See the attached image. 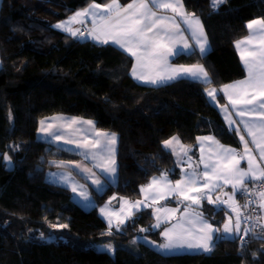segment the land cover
Here are the masks:
<instances>
[{"label":"trees","instance_id":"16d2710c","mask_svg":"<svg viewBox=\"0 0 264 264\" xmlns=\"http://www.w3.org/2000/svg\"><path fill=\"white\" fill-rule=\"evenodd\" d=\"M108 1L1 0L0 264H264L260 235L248 243L217 239L211 253L164 254L144 241L163 242L153 207L135 211L112 235H102L108 223L99 210L113 194L139 199L154 175L177 179L181 169L162 144L173 136L191 146L193 156L202 135L241 149L238 133L205 89L216 88L217 100L224 102L219 89L246 76L235 42L248 35L250 20L264 18V0H227L217 10L211 0H183L186 11L202 19L211 48L204 55L194 48L173 62L203 64L211 83L183 78L159 85L134 78V58L119 46L53 27L91 2ZM58 114L89 119L117 134V180L101 192L91 186L92 207L47 178L49 170L63 168L82 178L71 164L60 166L81 161L80 153L38 136L40 121ZM3 155L11 157L12 166ZM198 209L206 216L223 215L207 200ZM109 243L114 253L102 247Z\"/></svg>","mask_w":264,"mask_h":264},{"label":"snow or ice","instance_id":"6c2138e0","mask_svg":"<svg viewBox=\"0 0 264 264\" xmlns=\"http://www.w3.org/2000/svg\"><path fill=\"white\" fill-rule=\"evenodd\" d=\"M226 3L227 0H211V7L213 10H217ZM96 9H102L101 14L98 15ZM160 10L170 11L172 14L165 15ZM89 15L92 17L94 25L89 30V35L93 39L105 44L115 43L135 58V64L131 69V75L134 78L152 85L183 78L211 83L209 72L202 64L186 66L173 65L169 62L170 57L186 54V50H192L194 47L198 48L201 55L206 54L209 50L207 34L200 18L194 13L186 12L183 0H132L127 5H121L119 0H111V3L104 5L92 3L69 17L67 21H61L53 27L63 29L72 36L82 35L80 30L73 29L71 24L73 22L83 23L84 18ZM178 17L187 25V29L181 28L177 20ZM97 21L99 22L97 23ZM246 27L249 29L250 35L235 43L240 50L241 61L245 66L247 76L245 79L224 85L219 91L227 94L228 101L236 109L235 115L241 118L243 129L251 137V143L258 152L259 160L257 155L253 154V148L249 147V140L245 139V135L241 133L240 123L231 118L232 114L228 111V105H222L221 107L228 114L226 119L229 126L235 125L236 131L241 133L239 139L243 144L242 150L238 152L234 148L225 147L212 136L198 137V141L201 142V157L198 165L203 164V172L198 173L193 169L191 174L185 175L175 183L168 180L167 173H163L160 177H153L151 182L141 189L145 194L152 190L154 199H167L168 196H177L190 202L185 207L184 220L178 221L171 228H165L160 233L165 238V242L157 246L164 250V254L175 249H193L203 253H211L214 249V241L217 239L235 241L239 237L243 243L244 236H248L250 233L257 234L254 227L242 229L243 220H252L253 217L244 216L242 209L245 206L239 205L235 200L237 192L248 193L252 191L248 188L247 182L249 180L264 181V163H262L264 162V18L249 21ZM186 30L190 31L195 40V45L190 44L184 35ZM98 32L101 34L98 35ZM256 37H259V40L254 44L253 40ZM242 45L247 46V50L242 48ZM205 91L208 97L215 101L218 90L212 88L211 90L205 89ZM216 102L218 103V101ZM77 123H80L77 118H70L67 126L71 127ZM83 123L94 127V122L91 120L83 121ZM40 124L41 133L51 136L55 140L61 139L60 135L52 131V125L45 126L44 120L40 121ZM94 135V140L91 142L85 140L78 147L89 149L85 155H90L92 160L97 161L96 167L113 177L116 173L115 145L117 134L95 131ZM174 141L176 144H180L176 136L164 140L162 144L165 148L175 151ZM67 142L75 143L72 140ZM204 142H211L216 146L217 151L212 153L211 148H209V155L205 156ZM180 149L186 154L187 149L183 145H180ZM176 154L180 155V153ZM3 161L6 162V165L12 163L11 157L7 155H3ZM242 162L246 163V167H241ZM64 163L60 162V166H63ZM189 166H192L190 157ZM77 167L81 166L77 165ZM82 170L94 175L91 169L83 168ZM61 179L71 184L72 192H77V185L71 183L68 176H63ZM93 183L100 185L101 181L97 178L93 180ZM227 185H231L233 190L231 194H224L228 197L227 199H222L220 196H217L216 199L212 198V193ZM79 195L88 200L86 192L81 191ZM256 195L259 197L260 208L264 209V186L256 192ZM203 200H207L209 204L216 205L218 208L222 205H228L231 211L236 214L234 221L233 217L229 216L228 222L224 223L221 229L208 222L202 213L189 212L193 204L200 205ZM110 203L111 201H109ZM250 203L251 201H246V205ZM124 204H128L129 208L123 219L118 213L109 212L107 207L100 209V212L108 217V231L102 235L113 234V216L116 217V229H120L126 219L134 214L132 210H139L143 202L125 200ZM147 207H152V205L148 204ZM123 211L124 206L121 205V212ZM177 211L176 208H157V213L164 212L167 215L164 221H161L160 216L157 215L154 227L158 228L162 222L170 220ZM189 216L192 218L188 219ZM255 219L261 228V232L257 235L264 237V216H258ZM52 227L63 229L67 228L68 225L54 224ZM140 231H147V229ZM150 243L155 245L156 241H150ZM102 247L110 252H115L111 243Z\"/></svg>","mask_w":264,"mask_h":264},{"label":"crops","instance_id":"0c3cea01","mask_svg":"<svg viewBox=\"0 0 264 264\" xmlns=\"http://www.w3.org/2000/svg\"><path fill=\"white\" fill-rule=\"evenodd\" d=\"M132 1H130L129 3H131ZM92 3H96V4H99V5H104V4H108V3H111V0H109L108 2H106V3H98V2H91L90 4H92ZM119 3L121 4V1L119 0ZM90 4H88L87 6H85V7H83V8H86V7H88ZM128 4V3H127ZM127 4H123V5H127ZM122 5V4H121ZM81 9V8H80ZM184 9H185V7H184ZM186 10V9H185ZM96 12H97V14L99 15V14H101V12H102V9H96L95 10ZM161 12H164V10H160ZM187 12V11H186ZM164 14L165 15H171L172 13L170 12V11H168V12H164ZM197 16V15H196ZM197 17H199V16H197ZM85 18H88L87 19V21H84L83 23H79V27L80 26H83V28H86V27H88L89 28V30L90 29H92L93 27H94V25H93V22H92V18H91V16L89 15V16H87V17H85ZM200 18V17H199ZM257 19H259V18H257ZM177 20H178V22L180 23V26H181V28L182 29H187V25H185L183 22H182V20H180V18L178 17L177 18ZM200 20H201V22H202V24H203V21H202V19L200 18ZM254 20V19H253ZM250 21H252V20H250ZM99 21H97V23H98ZM203 26H204V24H203ZM87 29V28H86ZM83 30V29H82ZM89 30H87V33L85 34V35H89ZM204 31L206 32V29H205V26H204ZM98 35H100L101 33H97ZM206 34H207V32H206ZM184 35L188 38V41H189V43L190 44H192V45H195V40H194V38L191 36V33H190V31H185L184 32ZM250 35V31H249V33H248V35L247 36H245L244 38H246V37H248ZM207 38H208V43H209V49L211 48V44H210V40H209V36H208V34H207ZM244 38H241V39H239V40H243ZM238 40V41H239ZM259 40V37H256L254 40H253V43L255 44L257 41ZM109 43H112V42H109ZM113 44H115V43H113ZM115 45H117V44H115ZM118 46V45H117ZM235 46H236V44H235ZM242 48H245L246 50H247V46H245V45H242L241 46ZM195 48V47H194ZM193 48V49H194ZM192 49V50H193ZM195 49H197L198 50V48H195ZM236 49H237V52H238V54H239V56H240V50L236 47ZM192 50H186V53H188V52H190V51H192ZM199 51V50H198ZM209 51V50H208ZM207 51V52H208ZM175 57V56H174ZM174 57H170L169 58V62L171 63V64H173V65H186V66H190V65H195V64H177V63H174L173 62V59H174ZM134 58V57H133ZM241 58V57H240ZM134 64H135V58H134ZM133 64V65H134ZM197 64H201V63H197ZM203 65V64H202ZM244 65V64H243ZM204 66V65H203ZM205 67V66H204ZM245 67V66H244ZM206 69V68H205ZM207 70V69H206ZM210 75V74H209ZM246 76H247V72H246ZM246 76L244 77V78H242V79H245L246 78ZM190 79V78H189ZM242 79H239V80H242ZM138 80V79H137ZM193 80H195V79H193ZM138 81H140V80H138ZM236 81H238V80H236ZM140 82H143V81H140ZM170 82V81H169ZM233 82H235V81H233ZM233 82H231V83H228V84H232ZM144 83H146V82H144ZM165 83H167V82H165ZM147 84H150V83H147ZM162 84H164V83H162ZM152 85V84H151ZM227 85V84H226ZM224 86V85H223ZM222 86V87H223ZM221 87V88H222ZM220 88V89H221ZM212 88H210V89H208V90H211ZM222 93V95H223V97H224V102H220L219 100H217V96L215 97V101L214 102H216V101H218V105L220 106V108H221V111H222V114H223V117H224V119H225V122H226V124H227V126L230 128V129H233V130H236V126L235 125H232L231 127L229 126V124H228V120L226 119V116L228 115L224 110H223V108L221 107L222 105H228V111L232 114V119H235L237 122H239L240 123V128H241V133H243L244 135H245V139H247V140H249V147H252L253 148V154H256L257 155V159L259 160V156H258V152H257V150L255 149V147H254V145L251 143V137H249L248 135H247V133H246V130H244L243 129V124H242V121H241V118L239 117V116H236L235 115V112H236V109L235 108H233L232 106H231V104H230V102L228 101V99H227V94H225V93H223V92H221ZM72 117H74V116H72ZM78 118H80V117H78ZM247 118V117H246ZM81 119H83V120H85V121H88L89 119H84V118H81ZM42 121V120H41ZM94 126L96 127V125H95V123H94ZM40 127H41V124H40ZM40 129V128H39ZM96 129H98V130H95V131H102V130H100L99 128H97L96 127ZM95 131H87L88 133H89V135L91 136V137H93L94 139H95V135H94V133H95ZM105 132V131H104ZM237 132V131H236ZM238 133V132H237ZM241 133H238V135H240ZM206 136H212V135H202V136H199V137H206ZM86 137V136H85ZM212 137H214L215 138V140H217V141H219V143L220 144H222V145H224L225 147H231V148H234V149H236L238 152H240L241 150H242V148H243V144H242V142H241V149H237V148H235V147H233V146H231V145H227V144H224V143H222L219 139H217L215 136H212ZM178 138V137H177ZM170 139V138H169ZM179 139V138H178ZM168 140V139H167ZM179 141H180V144H176L175 143V141L173 142V144H174V147H175V151H173V150H171V149H169V150H171L172 152H173V154H174V156H175V158H176V161H177V165L179 166V168L181 169V174H180V176L177 178V179H173V178H171L170 177V175L169 174H167V178H168V180H170V181H172L173 183H175V181H177V180H181L185 175H188V174H191V172L193 171V169H195L198 173H200V172H203L204 171V167H203V164H199L198 165V161L200 160V157H201V151H200V144H201V142L200 141H198V139H197V152H196V154H195V156H193L192 154H191V146H188L187 144H185L184 142H182L180 139H179ZM52 142V141H51ZM66 144H68V145H66V147H69V143L66 141ZM117 144H118V138H117V142H116V145H115V159H116V153H117ZM180 145H183L186 149H187V152H186V154L184 153V152H181V149H180ZM209 148H211V151H212V153H215L216 151H217V148H216V146L215 145H213L211 142H204V155L205 156H207V155H209ZM72 149L73 150H78L79 152H81L84 156H85V158L83 157L82 159H81V161H78L77 163H76V165H69V166H71L72 168H74V169H76L77 170V173L78 174H80L81 176H82V178H84L85 179V181L81 178V177H79L77 174H73V172L72 171H70V170H68V169H65V168H63V169H56V170H49L48 172H47V178L50 180V181H53V182H55V183H58V184H61V185H65V186H67V187H69L70 189H71V184L68 182V181H65V180H62L61 179V177H63V176H68L69 177V179H70V181H71V183H75L76 185H77V192H73L74 193V195H75V199L81 204V205H83L84 207H92V206H94L95 204H96V201H95V198H94V195H93V192H92V190H91V186H93L97 191H99V192H101L102 191V188H105L106 186H107V184H108V182H116V180H117V172H118V167H117V160H116V173H115V175L113 176V177H110L108 174H106V173H103L102 171H101V169L100 168H98V167H96V164H97V161H94V160H92L91 159V157H90V155H88V156H86L85 155V153H87V152H89V149H88V151L86 150V151H83L82 149L80 150L79 148H77L76 146L75 147H72ZM176 153H180V155L178 156ZM189 157L191 158V164H192V166L190 167L189 166ZM87 161H90V162H87ZM84 162L85 163H89L90 164V168L92 167V166H94L95 167V175H92V174H90V173H88V172H85V171H83L82 169L83 168H85V166H87L86 164H84ZM262 163H264V162H262ZM77 165H80L81 167H77ZM198 165V166H197ZM241 167H246V163L245 162H242L241 163ZM89 168V169H90ZM98 172L100 173V174H98ZM86 173H88L89 175H87ZM53 174H55V175H53ZM98 175H99V177H101V178H99V180L100 179H102V180H100L101 181V185H96V184H94L93 183V180L94 179H91L92 178V176H97L98 177ZM103 175V176H102ZM162 174H160V175H154L153 177H160ZM153 177H151V179H150V181H149V183L151 182V180H152V178ZM254 181L253 180H249L248 182H247V184H248V187L251 185V183H253ZM149 183H147V185L149 184ZM147 185H145V186H147ZM144 187V186H143ZM142 187V188H143ZM81 191H84V192H86V194H87V196H88V200H85L83 197H81L80 195H79V193L81 192ZM232 187H231V185H227V186H223L221 189H219L217 192H215V193H212V198L213 199H216V197L217 196H220L222 199H227L228 197L227 196H225L224 194L225 193H228V194H231L232 193ZM238 194H239V192H237V194H236V196H235V200H236V202H238V204L239 205H241V203H240V200H239V196H238ZM137 200H140V201H142L143 202V204H142V206H141V208H143V207H147V205L148 204H151L152 205V207H153V216H154V225L156 224V217H157V215H159L160 216V218H161V221H164V218H165V216L167 215L166 213H164V212H160V213H157L156 212V209L157 208H169V209H171V208H176V209H178V211L174 214V215H172V218L170 219V220H168L167 222H162L161 224H160V226L158 227V228H162V231L165 229V228H171L174 224H176V223H178V221H180V222H182L183 220H184V216H183V213H184V210H185V207H186V205L188 204V203H190V202H188V201H184L183 200V198L182 197H177V196H168L167 197V199H158V198H153L152 197V190H149V193L148 194H145L144 192H142L141 191V197L139 198V199H137ZM137 200H131L132 202H135V201H137ZM171 201V202H168L167 203V201ZM204 201L205 200H203L202 202H201V204L200 205H202L203 203H204ZM230 203H231V201H230ZM104 205V202L102 203V204H100L99 205V210L101 209V207ZM200 205H195V204H193L192 205V207H191V209H189V212L191 213V212H200V213H202V211L200 210V209H198V206H200ZM213 206H215V208H217V209H223V215H222V217H220V216H218V217H214L215 215H213V216H206L205 214H203V217L208 221V222H210V223H212L215 227H217L218 228V226H217V224L219 223V220H221V229L223 228V225H224V223H226V222H228V217L229 216H232L233 217V221H234V218H235V213L234 212H232L231 211V208H229V206L228 205H222V206H220L219 208L216 206V205H213ZM140 208V209H141ZM134 210V212L135 211H137V209H133ZM260 215L261 216H264V209H261L260 208ZM192 217L191 216H189L188 217V219H191ZM185 226H187L186 224H185ZM241 227H242V229L243 228H245L244 227V220H243V222H242V225H241ZM155 228H157V227H155ZM161 231V232H162ZM241 235H242V233H241ZM162 236V235H161ZM163 237V236H162ZM147 239L145 240L144 239V241H146L149 245H151V246H153L154 248H156V249H159L162 253H164V250H161L157 245H159V243L156 241V244L154 245V244H152V243H150V241H155V240H153V239H151V238H148V237H146ZM165 242V238L163 237V242L162 243H164ZM185 252H190V253H194V252H201V251H199V250H193V249H175V250H173V251H171L170 253H168V254H173V253H185Z\"/></svg>","mask_w":264,"mask_h":264},{"label":"rangeland","instance_id":"374dc122","mask_svg":"<svg viewBox=\"0 0 264 264\" xmlns=\"http://www.w3.org/2000/svg\"><path fill=\"white\" fill-rule=\"evenodd\" d=\"M0 5H1V0H0ZM83 9L84 8H81V9L76 10L75 12L71 13V15L69 17L73 16L78 11H82ZM68 19L69 18L56 21L55 22V25L58 24L61 21H67ZM87 19L88 18H84V21H87ZM71 27L73 29H79L80 32L83 29V26H80L79 27V23H76V22H73L71 24ZM86 28H87V30H89L88 27H86ZM58 29H60V28H58ZM60 30L62 31L63 29H60ZM67 33H69V32H67ZM77 36L81 37V39L93 40V41L98 42V43L101 44L100 41L93 39L91 35H82L81 36V35L78 34ZM0 66H1V60H0ZM57 117H61L63 119H54V118H57ZM70 118H77L80 121V123L73 124L71 127H68L67 125H68V122H69V119ZM42 120L45 121V126H47L49 124L52 125V131H54L58 135H60L61 136V139L60 140H55L51 136H47L46 134L41 133L40 132V129H39V132H38L39 138L40 139H43V140H45L47 142H51L52 141L54 143H57L59 146H62V147H65V148H66V145H68V144H66V141H69V140L75 141V143H69L70 145H69V147H67V149H70V150L72 149V147H75L76 146L80 150L82 149L83 151H86V150L88 151V149H85V148H82V147H78V145L81 142L85 141V140H87L89 142H91L92 140H94V138L91 137L87 131H95V130H98V129H96L95 126L93 127V126H90V125H88L86 123H83V121H85V120H83L81 118H78V117L68 116V115L58 114V115H53V116H50V117L43 118ZM75 151H77L78 153H80L85 158V156L81 152H79L78 150H75ZM62 162H65V163H68V164H71V165H76V163H77L75 161H69V160L62 161ZM87 162H90V161H87ZM84 164L87 165V166H85V168H88V169L90 168V164L89 163H85L84 162ZM9 166H12V163ZM90 169H91V172L94 173V175H95V172H96L95 171V167L92 166ZM86 174L89 175L88 173H86ZM98 174H100V173L98 172ZM97 178L99 179L101 177H99V175H98V177L97 176H92L91 179H97ZM102 179H100V180H102ZM104 189L105 188H102V191ZM113 197H115V199H112ZM117 197L118 196L116 194H113V195L109 196L107 198V200H105L104 205L101 208L107 207V209H108L109 212L118 213L119 216H120V218L123 219L125 217V215L127 214V211H128V208H129V205L128 204H124V201L125 200L130 201V202H132V201L129 200V199H127V198H125V197H121V198H118V199H117ZM109 201H111L110 204H109ZM117 202H118V205H115ZM121 205L124 206V211L123 212H121ZM132 211L134 213V210H132ZM102 216L106 220V222L108 223V217L105 216L104 214H102ZM128 219H126L125 223L128 221ZM112 220H113V227H115L116 217L113 216L112 217ZM160 244H162V243H160Z\"/></svg>","mask_w":264,"mask_h":264},{"label":"built area","instance_id":"2783aa9c","mask_svg":"<svg viewBox=\"0 0 264 264\" xmlns=\"http://www.w3.org/2000/svg\"><path fill=\"white\" fill-rule=\"evenodd\" d=\"M87 29L84 28L80 33L82 35L86 34ZM262 186H264V181H254L251 183V185L248 187L252 191L248 193H241L240 192V203L241 205H244L245 207L242 209L244 216H252V220H244V227H254L255 232L258 234L261 232V228L259 225V222L255 219V217L261 216L260 215V206L258 204L259 197L256 195V192L261 190ZM246 201H251L250 204L246 205ZM257 234H249L248 236L243 237V243H248L251 238L257 237L259 235ZM241 242V240H240ZM242 243V242H241Z\"/></svg>","mask_w":264,"mask_h":264},{"label":"clouds","instance_id":"9594fccd","mask_svg":"<svg viewBox=\"0 0 264 264\" xmlns=\"http://www.w3.org/2000/svg\"><path fill=\"white\" fill-rule=\"evenodd\" d=\"M83 29H84V28H83ZM86 33H87V32H86ZM84 35H85V34H84ZM81 36H82V35H81ZM238 196H239V200H240V199H241V198H240V192H239Z\"/></svg>","mask_w":264,"mask_h":264},{"label":"water","instance_id":"95a60500","mask_svg":"<svg viewBox=\"0 0 264 264\" xmlns=\"http://www.w3.org/2000/svg\"><path fill=\"white\" fill-rule=\"evenodd\" d=\"M115 205H118V202Z\"/></svg>","mask_w":264,"mask_h":264}]
</instances>
